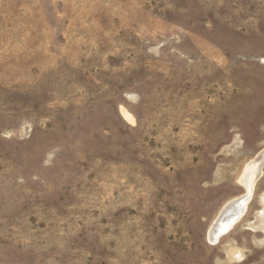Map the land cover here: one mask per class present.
I'll return each mask as SVG.
<instances>
[{
    "label": "rangeland",
    "instance_id": "obj_1",
    "mask_svg": "<svg viewBox=\"0 0 264 264\" xmlns=\"http://www.w3.org/2000/svg\"><path fill=\"white\" fill-rule=\"evenodd\" d=\"M263 150L264 0H0V264H264Z\"/></svg>",
    "mask_w": 264,
    "mask_h": 264
},
{
    "label": "bare ground",
    "instance_id": "obj_2",
    "mask_svg": "<svg viewBox=\"0 0 264 264\" xmlns=\"http://www.w3.org/2000/svg\"><path fill=\"white\" fill-rule=\"evenodd\" d=\"M263 166L264 150L245 167L242 176V185L245 193L223 206L213 222L209 231V237L212 242L230 233L245 218L255 186L264 173Z\"/></svg>",
    "mask_w": 264,
    "mask_h": 264
}]
</instances>
